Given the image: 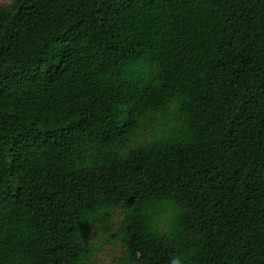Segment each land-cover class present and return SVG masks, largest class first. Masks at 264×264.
Segmentation results:
<instances>
[{"label": "trees", "instance_id": "1", "mask_svg": "<svg viewBox=\"0 0 264 264\" xmlns=\"http://www.w3.org/2000/svg\"><path fill=\"white\" fill-rule=\"evenodd\" d=\"M264 264V0L0 3V264Z\"/></svg>", "mask_w": 264, "mask_h": 264}, {"label": "rangeland", "instance_id": "2", "mask_svg": "<svg viewBox=\"0 0 264 264\" xmlns=\"http://www.w3.org/2000/svg\"><path fill=\"white\" fill-rule=\"evenodd\" d=\"M9 1L0 0V3ZM116 220L117 216L114 213L105 228L94 226L86 231V238L97 246V250L87 264H123L120 244L111 237Z\"/></svg>", "mask_w": 264, "mask_h": 264}, {"label": "clouds", "instance_id": "3", "mask_svg": "<svg viewBox=\"0 0 264 264\" xmlns=\"http://www.w3.org/2000/svg\"><path fill=\"white\" fill-rule=\"evenodd\" d=\"M171 264H180V262L178 260H176V259H173Z\"/></svg>", "mask_w": 264, "mask_h": 264}]
</instances>
